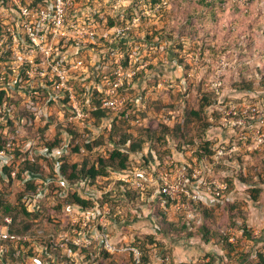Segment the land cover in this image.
<instances>
[{"label":"rangeland","instance_id":"obj_1","mask_svg":"<svg viewBox=\"0 0 264 264\" xmlns=\"http://www.w3.org/2000/svg\"><path fill=\"white\" fill-rule=\"evenodd\" d=\"M153 1L118 0L124 10L139 14L133 27L132 47L126 53L146 59L136 68L137 84L134 87L136 94L142 96L136 112L140 124L126 123L120 127L114 135L115 141L107 139V129H102L99 133L104 134L105 142L100 149L81 151L66 160L72 163L88 159L90 163H98L96 155L106 154L112 145L122 143L123 135H131L127 143L144 140L142 152L146 157L144 161L140 153H130L134 168H143L148 162H160L166 157L200 167V159L206 154L204 161L209 169L204 170V178L226 183L223 196L212 197V202L189 201L187 209L176 210L156 188L134 189L136 194L128 200L116 199L122 201L117 208L122 220L108 219L106 223L110 241L116 248L113 253L105 256L99 254V248L90 246L88 257L84 255V249H76L74 255H67L68 246L62 242L72 238L70 219L72 214H77L65 208L62 211L65 197L58 195L56 187L48 186L45 190L46 179L40 177L36 179L41 195L37 199L39 205L44 203V210L38 217H32L35 223L28 229L40 236L34 246L27 247L32 249L30 253L26 251L22 260L17 259L16 263L131 264L130 255L122 247L135 243L146 254V264H162L160 258L165 255L171 264L259 263L257 253H264V125L262 138L253 139L247 124L249 119L244 118L243 112L253 107L264 109V0ZM112 2L116 0H108L107 7ZM147 51L150 56L144 55ZM191 109H200L201 117L187 120V116H183L184 122L179 124L181 131L177 135L164 130L166 124L174 128L172 125L181 121V115ZM18 115L22 114L15 113L14 120ZM49 115L57 118L55 122L60 120L61 114L53 109ZM224 115L231 121L242 120V123L222 125ZM204 121L210 123L203 137L211 143V155L197 144H180L198 133V124ZM10 122L7 125L12 131L15 124ZM2 127L0 125V129ZM35 127L26 129L27 133L19 137L25 150L33 145L26 141V136L39 132L43 125ZM44 130L52 133V138L58 128L52 125ZM242 130L251 137L245 141L240 139ZM162 133L164 139L161 141L153 137ZM196 141L198 143L197 137ZM41 162L47 175L51 169L50 161ZM119 174L111 170L107 179L98 177L99 186L90 187L91 190L87 182L79 183L75 188L87 196L99 197L96 206L99 204L100 207V203L109 204L113 195L119 197L116 187ZM0 188L7 201L17 205L24 202L31 209L32 205L37 207L28 197H23L27 190L20 177L0 179ZM109 190L113 193L107 199L108 195L103 196V192ZM57 205L58 209L55 208ZM184 217L193 220L191 229L183 226ZM168 222L178 228H170ZM169 230L172 234L167 233ZM187 231L194 234L185 238ZM49 236L54 237V244L61 250L53 246L47 250L44 242ZM149 236L154 237V241H149ZM207 236L209 240L204 241ZM225 236H228L227 240ZM30 240L32 243L33 237ZM0 261V264L8 263L3 256Z\"/></svg>","mask_w":264,"mask_h":264},{"label":"built area","instance_id":"obj_2","mask_svg":"<svg viewBox=\"0 0 264 264\" xmlns=\"http://www.w3.org/2000/svg\"><path fill=\"white\" fill-rule=\"evenodd\" d=\"M107 2L0 0V91L9 99L0 104V125H3L0 141L4 143L0 146L2 178L6 179L10 173L13 179L20 173L24 183L31 175L27 170L21 171V163L26 159L35 160L36 155L43 152L55 159L58 172L59 159L70 154V147L79 144L83 152L84 143L95 138L100 130L110 128L114 118L129 125L140 124L136 112L142 96L136 94L134 87L137 84L136 68L146 59L126 53L132 47L133 27L139 14L124 10L118 0L110 7H107ZM144 55L150 56V51ZM52 109L61 114L57 122V118L49 115ZM98 111L104 115L93 117L92 113ZM15 113L22 115L14 120ZM243 113L244 118L249 119L247 124L251 127L252 138H262L264 109L253 107ZM10 121L15 124L12 131L7 125L8 122L11 124ZM228 123L241 124L242 120L231 121L226 115L221 117L222 125ZM39 124L57 126L58 131L52 138V133L45 130L27 135L26 141L33 145L25 150L19 137L27 133L26 129L33 130ZM68 129L75 130L77 134L73 136ZM250 134L242 130L239 138L245 141L251 137ZM55 136L59 144L48 151L44 141ZM213 156L216 157V153ZM206 157L204 154L200 159V167L166 157L163 162L156 160L143 168L121 173L117 179L130 183L135 190L154 187L169 199L176 210H183L187 209L189 201H203L206 196L222 197L227 188L226 183L204 178V170L209 169L204 161ZM5 167H10V170L4 171ZM39 178H35V183ZM45 182L47 186L44 189L48 190L51 181ZM55 182L63 185L65 196L68 183L64 180ZM76 185L70 189H76ZM39 190L37 187L35 192H27L23 196L37 206L32 205V209L39 208ZM64 208L77 214H72L70 219L72 238H65L62 242L68 246L65 250L67 255H74L75 250L70 244L77 249H86L89 254L90 246L112 253L115 251L106 227L111 212L107 202L100 207L95 204L86 208L65 203L62 211ZM13 224L12 215L0 213V256L8 254L11 247L16 248V255L26 251L28 246L36 244L35 239L40 236L14 232ZM26 242L28 246L24 245ZM19 243L20 247L17 246ZM122 250L133 259L131 264H142L139 246L122 247ZM160 261L171 264L167 255Z\"/></svg>","mask_w":264,"mask_h":264},{"label":"trees","instance_id":"obj_3","mask_svg":"<svg viewBox=\"0 0 264 264\" xmlns=\"http://www.w3.org/2000/svg\"><path fill=\"white\" fill-rule=\"evenodd\" d=\"M153 2H156V0H154ZM110 21V20H109ZM9 100L8 98H6L3 95V91H0V104L2 103L3 100ZM203 106V104H202ZM93 117L96 118H100V116L104 115V113L102 111H98V112H93L92 113ZM181 121H178V123L176 122L174 125L177 126L175 127L174 125H172V127L174 128H169L170 126L168 124L165 125L164 130L165 131H170L171 135H177V132L181 131V127H179V124H182L184 122V117L187 116V120H189L190 117H196V118H200V109L199 110H194L191 109L190 111H185V114L181 115ZM184 116V117H183ZM97 123V122H96ZM210 123L204 121V122H200L198 124V133L196 132V134L188 139L187 141H182V143L180 144H185L187 146L189 145H194L197 144L199 148L204 149L205 151L208 152L209 155H211L213 152L211 150L210 147V141H207L204 139V134L208 128V125ZM124 125H127L126 122L124 120H120L117 118L113 119V124L110 128H105L107 129L106 131V138L112 141H115L114 139V135L118 132V129L120 127H124ZM47 125H44L43 127H40V131L39 132H43L44 128H46ZM150 131V129H148ZM68 131L73 134V136H75L77 134V132L73 129H68ZM132 136H126L123 135L122 137V143L118 144L116 146L112 145V148L108 151H106V154L101 155L98 154L96 155V161L98 160V163L96 162H92L90 163L88 159H83L82 161H74L72 163H69L66 159L71 157V155H76L78 152H81L82 148L79 144H74L72 147H70L69 152L70 154H68L67 156H63L61 160L60 165L58 166V172L57 169L55 168V159L47 156L43 153H40V155H36L35 160H30V159H26L21 163L20 169L21 171L23 170H27L31 177L28 178V180L24 181V188L27 190L28 193L30 192H35L38 185L37 183H35V178L36 177H42V179H46L48 181H51L48 183V186L50 187H56V189L58 190V195L63 196L64 194V190L65 188L63 187V185L56 184V180L62 181L64 180L65 182L68 183L69 187L67 189V191H65V202L64 203H70V204H75L78 205L82 208H86V207H90L92 205L97 204L98 198L96 196H92V194H88V196L80 191L79 189H70V186H74V185H78L79 183H83V182H87V186L91 188L93 187H97L98 182H96V179L98 177L101 178H106L109 177L110 171L113 170V172H128V171H133L134 165H133V160H131L129 158L130 153H140L141 155V159L145 161V155H143V147H144V140L143 139H136L133 141H130L129 143H127V141L130 140ZM153 137H155L156 140L161 141L162 139H164V133H162L161 136L158 135H153ZM196 137L198 139V143L196 141ZM104 134L98 133L95 138H93L91 141L84 143V151H93L95 149H97V147L100 149L101 145L105 142L104 141ZM106 139V141H107ZM58 137H54V139H50L47 141H44L45 147L48 151H51V149L54 146H57L59 144L58 142ZM104 141V142H103ZM4 143H2V141H0V146H2ZM83 151V152H84ZM19 152V151H17ZM85 152V153H86ZM41 159L43 161H50L49 165L51 166L49 172L47 175H45L44 173V169L42 166V162ZM160 159H162V157H160ZM165 158H163L161 161H164ZM58 160V159H57ZM109 167H111L112 169H108ZM10 167H5L4 171H9ZM55 173H57L58 175H55ZM9 177H10V173H8ZM17 177H20V173L17 174ZM0 179H2V177L0 176ZM10 179H12L10 177ZM116 187H117V191L119 194V197H117V195H113V197L111 196L113 193V190H109V191H105L103 192V196H107L112 197L113 199L111 201H109L110 207H111V212L108 216V219L114 220L115 222L121 221V214L118 211V206L121 205V202L117 201L116 199H127L131 198L132 195L136 194V191L131 188L130 183L126 182V181H122L120 179H116ZM88 189V190H89ZM91 190V189H90ZM104 190V189H102ZM256 192H258V190H255ZM25 192V193H27ZM91 193L93 191H90ZM24 193V194H25ZM52 194V193H51ZM161 197H163L164 200H166L167 202L170 203L169 199L161 194ZM46 196H48V194H46ZM115 197V198H114ZM104 200V199H103ZM102 202V201H101ZM229 203V201L227 202ZM61 205V204H60ZM102 205V203H100V206ZM201 205V204H200ZM44 203H41L39 205L38 209H29L27 206L24 205V203H20V204H13L9 201H7L5 199V197L3 196V191L0 188V213L1 214H10L13 217L14 220V224L12 226V231L14 232H18V233H31L33 234V231H28V229L35 223L32 220V217H38V215H40L43 212V207ZM57 205L55 208L58 209ZM99 206V204H98ZM232 208L231 206H229V209ZM31 218L30 220H28V218ZM185 222H183V226L184 227H188L187 229H191L192 226V221L190 218L184 217ZM33 221V222H32ZM167 224H169L170 228L172 229H177L178 225H175L172 222H168ZM205 231H207L206 228H204ZM244 231L246 233H248L247 229H244ZM168 234H172V232L169 230V232H167ZM194 233L192 231H187L186 234L184 236H186L185 238H189L193 235ZM211 234H209V236L211 237ZM181 236V235H179ZM209 236L204 238V241H208L209 240ZM154 237L149 236V241H154L153 239ZM228 236H225V240H227ZM38 238H36L35 240H37ZM228 244H230V242H228ZM25 246H28L29 243L26 242L24 243ZM45 247L47 248V250H50L51 247L53 246V248L57 249V250H61V247L59 245H55L54 242L51 240V237L49 236V238L44 242ZM134 245L138 246L137 243H135ZM18 247H20V243L17 244ZM70 247L73 250H76V246L70 244ZM32 249L28 248L26 251L27 253H30ZM26 251H21L18 255H16V248L11 247V249L9 250L8 254H4L2 255L5 262H8L7 264H22V263H16L15 261L17 259H19L20 261L23 258V255L26 253ZM29 251V252H28ZM83 253L85 256L88 257L89 253H87L86 249L83 250ZM99 254H103L105 256L109 255V252L106 251L105 249H99ZM146 254L144 253V251L142 250V255H141V261L142 264H146L148 262V260L145 259ZM130 260L133 263V259L130 256ZM257 260H258V264H261L264 261V253L263 252H258L257 253ZM2 262V261H0ZM92 264V263H90Z\"/></svg>","mask_w":264,"mask_h":264},{"label":"crops","instance_id":"obj_4","mask_svg":"<svg viewBox=\"0 0 264 264\" xmlns=\"http://www.w3.org/2000/svg\"><path fill=\"white\" fill-rule=\"evenodd\" d=\"M154 162H155V161H154ZM154 162H150V163H154ZM148 163H149V162H148ZM204 197H205V196H204ZM211 199H212V198H210V197H207V196H206V197L204 198V200H203V201H206V200H208V201L212 202V200H211ZM203 201H202V202H203Z\"/></svg>","mask_w":264,"mask_h":264}]
</instances>
